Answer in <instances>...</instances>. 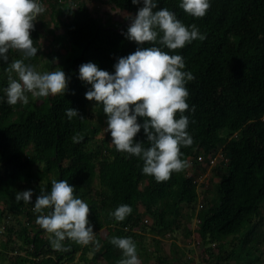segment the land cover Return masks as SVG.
I'll return each mask as SVG.
<instances>
[{
	"label": "trees",
	"instance_id": "16d2710c",
	"mask_svg": "<svg viewBox=\"0 0 264 264\" xmlns=\"http://www.w3.org/2000/svg\"><path fill=\"white\" fill-rule=\"evenodd\" d=\"M67 1L40 0L45 10L30 31L37 52L43 46L47 53V69L60 67L70 78L64 95L26 92L27 103L8 104L4 89L9 77L19 79L9 70L11 62L25 58L22 50L9 49V61L0 62V225L9 253L0 256V264H118L122 250L110 242L113 236L131 237L141 264L152 255L145 248L150 238L156 263L173 264L161 241L178 231L190 236L186 223L194 217L206 264H264V0H210L203 17L186 13L180 0H159L157 9L168 8L206 36L183 48L163 47L181 54L184 70L195 78L185 85L192 143L180 146V159L187 167L160 182L142 172L140 157L111 143L101 123L106 121L102 105L85 98L89 85L78 78L82 63L112 72L119 57L135 51L137 43L123 35L128 24L120 29L102 24L103 18L80 0ZM107 2L132 16L141 6L131 0ZM53 55L59 58L56 63ZM25 63L40 72L34 56ZM41 100H48L46 108ZM69 107L78 110L71 119ZM76 135L82 139L74 140ZM134 140L149 146L143 129ZM210 174L216 179L211 198L204 192L212 183ZM53 180H67L74 195L89 204L99 249L70 238L63 241V250L52 247L53 234L36 222L46 213L33 209L40 190H50ZM27 189L33 190V202L17 201L15 193ZM121 204H129L132 212L117 221L111 213Z\"/></svg>",
	"mask_w": 264,
	"mask_h": 264
},
{
	"label": "clouds",
	"instance_id": "9594fccd",
	"mask_svg": "<svg viewBox=\"0 0 264 264\" xmlns=\"http://www.w3.org/2000/svg\"><path fill=\"white\" fill-rule=\"evenodd\" d=\"M131 3L141 6L134 16L130 15L123 35L137 43L135 51L119 57L112 72L91 61L82 63L78 78L89 85L85 98L102 105L107 122L105 131L109 132L115 148L140 157L144 174L152 175L157 182L166 181L173 171L187 167V162L180 159V146L192 143L187 131L189 118L184 114L189 109L186 102L189 92L185 85L195 77L191 71L184 70L181 54H169L163 47L183 48L206 36L195 24L186 26L168 8L157 9L159 0H131ZM179 6L193 17H203L210 0H180ZM44 10L40 0H0V62L9 61V49L22 50L25 59L36 55L38 48L33 45L30 31L35 27V18ZM145 42L154 43L144 47ZM25 59L11 62L9 70L17 73L19 79L9 77L4 89L8 104L27 103L26 92L34 96L64 95L70 78L62 68L39 72L25 63ZM177 112L180 113L178 118ZM66 115L71 119L78 115V110L69 107ZM138 117L142 118L140 122ZM141 129L149 142L148 147L134 140ZM73 139L79 141L82 137L76 135ZM32 196V189L15 193L17 201L33 202ZM33 210L46 213L38 215L36 222L53 234L51 244L55 249L63 250L66 238L81 245L93 242L95 248L101 247L94 239L93 225L88 219L89 204L74 195V186L67 180H53L50 190L41 189ZM131 212L129 204H121L111 215L122 221ZM110 242L122 250L118 264H141L137 245L131 237L113 236Z\"/></svg>",
	"mask_w": 264,
	"mask_h": 264
},
{
	"label": "rangeland",
	"instance_id": "374dc122",
	"mask_svg": "<svg viewBox=\"0 0 264 264\" xmlns=\"http://www.w3.org/2000/svg\"><path fill=\"white\" fill-rule=\"evenodd\" d=\"M70 1L71 0H68L65 4L67 3L69 4ZM80 2H83L85 6L92 12L93 15H96V16L98 15L101 18H103L101 20L102 24H111L114 26H118L120 29L125 24L130 23V15H131L130 11L118 10L117 8L112 7L107 2V0H80ZM60 40L61 38L57 42H59ZM58 45L59 44L56 43V47L55 49H53L55 50V52H57L59 49ZM39 47H40V50L34 56V62L40 66L38 67L40 72L49 71L46 67L47 63H45L47 61L45 54L47 55V53L44 50L43 46H39ZM49 57H51L50 54H49ZM52 59L54 63H56V61L59 60L58 56H55V55L52 56ZM40 105H42L43 108H46L48 106V100L47 101L44 100L40 102ZM97 121H98V118L94 117V122H97ZM101 123L103 127L107 125L105 120H102ZM215 180L216 179H213L212 181V175L210 174L209 182L211 181L212 183L209 184V187L205 188L204 190V192L206 190L209 192L210 194V195L208 194L209 198H211L214 193ZM2 205L3 204L0 202V208H2ZM18 219L21 221V223L25 222L23 215H20ZM196 219L197 217H194L190 220L189 223H186V227H188V230L191 232L190 236L187 235L184 231L182 232L178 231V232L173 233V235H171L169 238H165L161 241L162 252L167 256V259H169L170 257H174L173 264H206L205 263V259H207L206 253L204 252V249L199 247L200 239L197 233L199 220H196ZM1 231H4L3 225H0V256L6 257L9 255V253L7 249L4 248V244L5 242L8 241V239L6 238L5 235H2L3 232L1 233ZM100 232L102 233V235H104L105 230L103 229ZM145 248L148 250L149 254L152 253L151 257L148 258L147 264H158L156 263V260H155L157 256L155 255V253L153 254L154 245L151 244L150 238L147 240V245ZM75 261H77V256L75 257ZM65 264H68V263H65Z\"/></svg>",
	"mask_w": 264,
	"mask_h": 264
},
{
	"label": "crops",
	"instance_id": "0c3cea01",
	"mask_svg": "<svg viewBox=\"0 0 264 264\" xmlns=\"http://www.w3.org/2000/svg\"><path fill=\"white\" fill-rule=\"evenodd\" d=\"M79 254H77L76 256H78Z\"/></svg>",
	"mask_w": 264,
	"mask_h": 264
},
{
	"label": "built area",
	"instance_id": "2783aa9c",
	"mask_svg": "<svg viewBox=\"0 0 264 264\" xmlns=\"http://www.w3.org/2000/svg\"><path fill=\"white\" fill-rule=\"evenodd\" d=\"M210 163H212V161Z\"/></svg>",
	"mask_w": 264,
	"mask_h": 264
}]
</instances>
